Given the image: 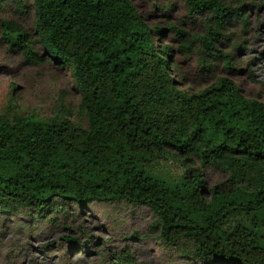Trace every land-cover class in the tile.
Segmentation results:
<instances>
[{"label":"trees","instance_id":"1","mask_svg":"<svg viewBox=\"0 0 264 264\" xmlns=\"http://www.w3.org/2000/svg\"><path fill=\"white\" fill-rule=\"evenodd\" d=\"M14 1L31 2L44 52L22 23L0 15L1 36L31 62L68 66L80 100L75 110L59 98L49 117L0 112V212L54 219L66 203L123 199L149 206L160 236L191 264H264V100L228 75L179 87L170 44L154 42L133 0ZM185 2L205 13L195 36L203 56L233 68V52L219 45L231 19L248 23L254 3ZM172 155L180 175L152 169ZM207 166L225 176L206 185Z\"/></svg>","mask_w":264,"mask_h":264},{"label":"rangeland","instance_id":"2","mask_svg":"<svg viewBox=\"0 0 264 264\" xmlns=\"http://www.w3.org/2000/svg\"><path fill=\"white\" fill-rule=\"evenodd\" d=\"M249 1L254 4L248 23L231 19L219 45L234 54L230 68L225 57L213 60L202 54L195 36L204 30V12L190 13L185 0H133L152 28L154 42L170 44L169 71L179 87L196 91L228 75L246 95L264 100V0ZM0 15L22 23L33 47L44 52L34 29L31 2L19 6L14 0H0ZM172 23L186 33L177 32ZM184 37L187 46L182 44ZM59 98L66 107L78 108L80 94L70 68L49 56L31 62L0 33V112L49 117ZM152 169L175 178L185 166L172 155L161 157ZM204 173L206 185L225 176L217 166L205 167ZM65 206L66 211L54 219L23 210L0 212V264H191L189 257L160 236L153 224L156 216L146 204L93 199L86 205ZM126 250L128 258L117 261V254Z\"/></svg>","mask_w":264,"mask_h":264}]
</instances>
